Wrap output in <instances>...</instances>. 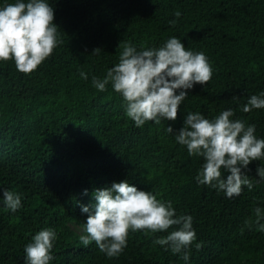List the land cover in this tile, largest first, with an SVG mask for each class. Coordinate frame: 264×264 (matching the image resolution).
<instances>
[{
	"label": "trees",
	"instance_id": "1",
	"mask_svg": "<svg viewBox=\"0 0 264 264\" xmlns=\"http://www.w3.org/2000/svg\"><path fill=\"white\" fill-rule=\"evenodd\" d=\"M14 2L0 0V7ZM47 2L63 43L28 74L14 60L0 61V264H25V246L44 228L57 232L50 264H264V232L258 230L264 219L257 224L254 214L264 208V180L256 176L264 159L249 165L252 189L228 198L198 183L203 158L190 156L175 139L189 112L213 119L227 109L264 139V109L241 110L264 92V0ZM170 37L203 52L212 78L189 91L174 122L136 127L122 96L110 84L99 91L92 77L102 79L118 63L124 44L141 50ZM124 180L193 218L188 261L154 243L174 229L130 230L127 247L113 258L95 242L81 243L87 218L81 206L95 203V190ZM5 189L21 196L15 212L2 202Z\"/></svg>",
	"mask_w": 264,
	"mask_h": 264
},
{
	"label": "clouds",
	"instance_id": "2",
	"mask_svg": "<svg viewBox=\"0 0 264 264\" xmlns=\"http://www.w3.org/2000/svg\"><path fill=\"white\" fill-rule=\"evenodd\" d=\"M54 16V8L47 0H15L0 7V61L14 60L21 73L35 71L63 43ZM175 16L179 18L180 12ZM100 51L97 48L92 54ZM212 75L203 52L188 50L180 39L170 37L159 47L141 50L130 42L124 44L118 63L102 79L93 76L92 84L101 92L110 84L125 101L127 117L136 127H142L148 121L157 125L162 121L174 122L189 91L195 85H206ZM80 76L88 79L84 72ZM253 109H264V92L252 95L241 106L244 113ZM233 117L232 109L223 110L213 119L189 112L183 126L175 132L176 142L186 146L190 156L203 158L202 169L196 176L198 183L218 188L228 198L239 196L245 186L252 189L253 182L247 175L249 165L264 159V139L255 135V125ZM166 131L174 133L171 126ZM256 176L264 180V165L256 168ZM83 194L88 195L87 190ZM92 195L95 203L81 206L82 213L87 214L86 235L80 237L85 247L95 242L108 258L118 257L127 247L130 230L155 233L174 229L154 243L181 254L184 261L189 260L188 249L196 239L193 218L177 215L171 202L158 199L151 191L138 190L127 180L97 189ZM2 202L15 212L21 206V196L5 189ZM254 214L260 224L264 208H255ZM258 230L264 232V224ZM56 239L57 232L52 228L36 233L24 248L25 264H50ZM202 247L203 242L196 244L197 250Z\"/></svg>",
	"mask_w": 264,
	"mask_h": 264
}]
</instances>
